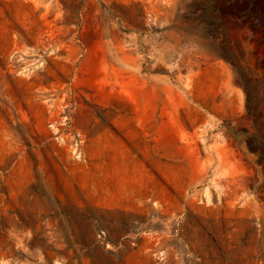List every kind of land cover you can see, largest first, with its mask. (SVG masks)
Wrapping results in <instances>:
<instances>
[{
	"label": "rangeland",
	"instance_id": "obj_1",
	"mask_svg": "<svg viewBox=\"0 0 264 264\" xmlns=\"http://www.w3.org/2000/svg\"><path fill=\"white\" fill-rule=\"evenodd\" d=\"M0 264H264V0H0Z\"/></svg>",
	"mask_w": 264,
	"mask_h": 264
}]
</instances>
